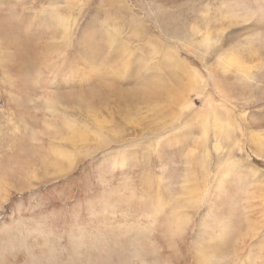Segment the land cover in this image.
<instances>
[{
	"label": "rangeland",
	"instance_id": "rangeland-1",
	"mask_svg": "<svg viewBox=\"0 0 264 264\" xmlns=\"http://www.w3.org/2000/svg\"><path fill=\"white\" fill-rule=\"evenodd\" d=\"M0 264H264V0H0Z\"/></svg>",
	"mask_w": 264,
	"mask_h": 264
},
{
	"label": "bare ground",
	"instance_id": "bare-ground-1",
	"mask_svg": "<svg viewBox=\"0 0 264 264\" xmlns=\"http://www.w3.org/2000/svg\"><path fill=\"white\" fill-rule=\"evenodd\" d=\"M180 65H182V64H180ZM184 67V66H183ZM186 68V67H185ZM189 70V69H188ZM185 71V70H184ZM209 71V70H208ZM189 72V71H188ZM192 74V73H191ZM187 75V74H186ZM190 75V74H189ZM188 75V76H189ZM189 78H191V76L189 77ZM191 79H193V78H191ZM225 131V130H224ZM83 133V132H82ZM78 135V134H77ZM83 135V134H82ZM220 231V230H219Z\"/></svg>",
	"mask_w": 264,
	"mask_h": 264
}]
</instances>
